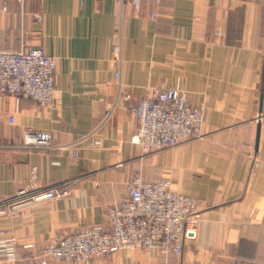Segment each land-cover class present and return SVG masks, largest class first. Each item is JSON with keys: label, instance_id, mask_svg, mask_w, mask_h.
<instances>
[{"label": "crops", "instance_id": "1", "mask_svg": "<svg viewBox=\"0 0 264 264\" xmlns=\"http://www.w3.org/2000/svg\"><path fill=\"white\" fill-rule=\"evenodd\" d=\"M119 24L132 99L103 124ZM22 46L53 58L55 97L39 107L0 96V232L16 238V264H26L24 244L105 226L136 175L198 201L197 239L180 255L123 250L90 264H264V0L144 1L138 13L116 0H31L23 9L0 0V50ZM169 87L203 107L204 137L143 154L131 143L132 109L145 88ZM25 130L49 132L62 148L20 149ZM33 176L36 190L61 185L67 194L2 214Z\"/></svg>", "mask_w": 264, "mask_h": 264}, {"label": "built area", "instance_id": "2", "mask_svg": "<svg viewBox=\"0 0 264 264\" xmlns=\"http://www.w3.org/2000/svg\"><path fill=\"white\" fill-rule=\"evenodd\" d=\"M21 9L31 0H14ZM121 8L129 3L136 13L141 3L157 5L161 0H116ZM111 47L116 63V94L107 105L103 124L120 107L132 99V92L122 80V31L119 24ZM0 96L22 97L45 107L55 97V63L40 48L22 46L18 50H0ZM136 130L131 143L143 154L179 146L204 137L203 107H192L184 92L177 88H145V95L132 109ZM13 121V119H10ZM49 132L25 130L18 148L26 151L61 149L52 142ZM88 146L97 147L94 137ZM257 167V164L254 165ZM35 176L27 188L5 202L2 214L11 215L22 208L41 204L67 194L61 185L38 191L33 187ZM201 214L198 201L171 189L167 180L144 182L134 176L127 184V198L106 211L105 226H88L76 232L58 234L43 246L33 243L21 246L26 264H90L123 250L140 249L146 254L180 255L187 243L198 236ZM0 232V261L20 263L18 242ZM239 264H253L240 262Z\"/></svg>", "mask_w": 264, "mask_h": 264}]
</instances>
